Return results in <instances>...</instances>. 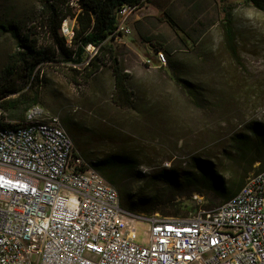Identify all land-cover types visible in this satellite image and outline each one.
Instances as JSON below:
<instances>
[{"label": "rangeland", "instance_id": "rangeland-1", "mask_svg": "<svg viewBox=\"0 0 264 264\" xmlns=\"http://www.w3.org/2000/svg\"><path fill=\"white\" fill-rule=\"evenodd\" d=\"M258 1L264 6V0ZM41 5L42 0H0V25L12 22L24 31L36 27L44 17ZM227 13L234 35L231 44L224 27ZM167 15L184 34L171 29ZM137 17L140 22H135ZM66 23L69 28L75 25L74 19ZM128 25L132 34L130 29L129 35L112 44L123 69L132 74L128 85L136 94L134 111L111 103L113 77L108 68L78 88L62 73L72 65L65 62L41 69L44 84L40 106L61 122L71 119L82 127L87 134L83 139L87 151L82 158L91 168L92 163L110 162V157L132 164L131 169L116 174L115 188L123 209L145 215L135 210L141 195L157 192L169 198L189 192L153 183L151 178L161 170L188 169L192 157L216 163L222 159V149L231 135L252 126L264 135V11L248 0H149L129 17ZM38 35L42 46L56 50L45 31ZM145 38L156 46L154 50L162 45L172 50L169 60L163 52L167 62L164 72L144 64L143 60L155 58L141 42ZM132 47L141 52L143 60L135 56ZM86 50L94 54L91 48ZM15 51L13 39L0 31V87L9 80L6 67ZM22 117L21 110L9 114L10 125ZM248 159L263 160L264 150ZM259 166L256 162L247 178L257 173ZM216 167L230 171L218 164ZM200 198L205 204L201 194L176 198L154 214L184 216L196 210ZM147 229V223H137V243L143 241Z\"/></svg>", "mask_w": 264, "mask_h": 264}, {"label": "built area", "instance_id": "built-area-1", "mask_svg": "<svg viewBox=\"0 0 264 264\" xmlns=\"http://www.w3.org/2000/svg\"><path fill=\"white\" fill-rule=\"evenodd\" d=\"M136 10L117 11L114 40L130 34ZM155 60L167 66L164 53ZM138 222L148 224L141 243ZM0 264H264V171L217 207L200 198L184 216L136 215L78 155L58 117L35 105L10 125L0 109Z\"/></svg>", "mask_w": 264, "mask_h": 264}, {"label": "trees", "instance_id": "trees-1", "mask_svg": "<svg viewBox=\"0 0 264 264\" xmlns=\"http://www.w3.org/2000/svg\"><path fill=\"white\" fill-rule=\"evenodd\" d=\"M72 1L77 6L71 5ZM148 2L149 0H42L44 17L36 27L32 26L24 31L12 22L1 24L0 31L9 34L16 47L6 67L9 80L0 87V109L6 113V117L21 110L22 121L30 107L43 105L41 90L44 76L41 69L48 64L62 62L72 64L62 73L71 85L78 88L86 85L103 68H108L113 77L111 103L121 110L134 111L135 93L128 85L130 75L123 69L112 41L118 26L117 11L122 6L140 9ZM248 3L264 11V6L258 0H248ZM68 19L75 21L70 41L61 32L62 24ZM166 20L176 34H184L183 29L170 16L167 15ZM231 24V15L227 13L224 27L230 44L234 41ZM41 31H45L56 50L39 43L38 34ZM88 47L95 49L93 55L88 54L86 50ZM171 52L172 50L165 49V54L171 55ZM169 63L171 65V61ZM77 65L80 67L77 68ZM60 123L73 141L78 155L81 157L85 155L87 150L83 139L87 135L86 132L71 119L62 120ZM263 150L264 135L256 126H252L244 133L235 132L229 138L227 146L222 149V159L216 163L211 159L192 157L188 169L161 170L158 175L151 178L153 183L162 182L164 186L175 189L185 188L188 193L172 194V197L168 198L161 193L149 192L139 197L135 210L152 215L161 212L162 207L172 204L176 198L191 197L194 193L205 196L206 207H217L236 196L256 162H260L257 173L264 171V159H248L252 153L261 154ZM110 159V162L92 163V167L115 187L116 174L131 169L132 164L128 160L118 161L113 157ZM216 164L230 171H219ZM124 165H128L126 166L128 168H123Z\"/></svg>", "mask_w": 264, "mask_h": 264}, {"label": "crops", "instance_id": "crops-1", "mask_svg": "<svg viewBox=\"0 0 264 264\" xmlns=\"http://www.w3.org/2000/svg\"><path fill=\"white\" fill-rule=\"evenodd\" d=\"M141 21V19H140V17H137V19H136V21L135 22H140ZM130 29H131V27H130ZM131 34H132V29H131ZM141 40V39H140ZM141 42L143 43V45H145V46H148L149 47V50H151V52H153V54L155 55V58H156V52H158V51H160V52H164L165 53V49H167V50H171L170 48H165V46H163L162 45V47H160V49L159 50H154V48H156V46L155 45H153L152 43H150L149 42V40H146V38L145 39H142L141 40ZM131 50H132V52L135 54V56H137V57H140V53L141 52H139L137 49H135V48H131ZM144 52V51H143ZM167 55V54H166ZM172 56H173V53L171 52V55H167V58H168V60L170 59V58H172ZM155 58H148L147 60H150L151 62H152V65L149 67V68H152V70H154V71H162V72H164L165 71V69L167 68V66L166 67H161V66H158V64H157V62H156V60H155ZM140 59L141 60H143V58L142 57H140ZM143 61H146V60H143ZM129 75H130V79H129V82H131V80H132V74L129 72V71H127V70H125ZM131 90H133L134 91V93H135V90L134 89H132V88H130ZM136 95V94H135ZM135 103H136V101H135Z\"/></svg>", "mask_w": 264, "mask_h": 264}]
</instances>
